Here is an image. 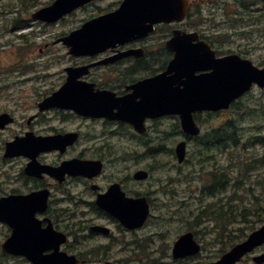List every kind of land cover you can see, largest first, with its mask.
I'll list each match as a JSON object with an SVG mask.
<instances>
[{
    "label": "rangeland",
    "instance_id": "rangeland-1",
    "mask_svg": "<svg viewBox=\"0 0 264 264\" xmlns=\"http://www.w3.org/2000/svg\"><path fill=\"white\" fill-rule=\"evenodd\" d=\"M53 1L0 0V80L3 77L0 81V110L14 113L18 122L21 121L23 125L31 114L38 111L37 102L56 89L62 79H65L67 66L96 60L71 55L69 48L62 42H56L57 39L80 27L86 20L111 9L114 0H97L56 23L47 24L31 18L33 12L50 5ZM10 8L14 11L9 10ZM202 9L203 15L198 16V21L204 24L198 26L205 28L221 50L240 52L251 58L256 65H264V19L256 22L251 19L255 13L234 16L224 9H219V14L211 17L208 14L211 5L206 4ZM20 11L22 12L20 23L26 20L29 24L25 29L13 26L16 13ZM150 42L152 49L162 48V44L157 40ZM155 64L159 65L160 61ZM112 69L95 67L88 79L94 78L101 85L106 83L117 85L118 81H111L108 78L107 72ZM106 73L107 77L104 78ZM59 120L58 117L51 122L59 127ZM229 120H237L238 132H244L246 139L251 135H264V88H253L235 107H231L226 112H205L199 116L197 123L205 133L211 131L212 127L222 125ZM20 128L19 126L17 129H9L5 135H0V171L3 167V171L0 172V194L15 187L10 177L16 176L25 164L21 159L4 161L3 158V141L13 137ZM183 137H186L185 132L181 129L180 119L176 117L156 124L150 131L146 140H153L152 142L158 145L161 143L167 145L166 156L171 162L164 166L160 165V158L148 160L143 155L144 149L137 147L130 129L126 128L122 134L111 136V146H114L115 156L128 155L125 160L119 161L117 167L123 168L122 164L126 162V165L130 164L128 168L131 173L136 169L147 171L149 169L151 179L144 188L153 191L151 216L146 224L134 230H123L124 227L121 225V229H115L116 234L112 241L115 242L113 252L117 257L146 258L143 260L144 264L156 262L157 259V263H161L160 258L163 257L165 264H177L172 260L174 242L180 234L192 230L204 249L190 260L181 259V264H205L220 257L222 243H226L224 248L229 249L231 240L239 241L243 232L249 233L253 228H259L264 224V213L250 215L244 211L249 206L254 208L255 197L264 204V160L251 163L250 166L256 169L250 172H246V166H243L250 156L264 155V148L255 145L243 149L242 145L246 139L241 141L240 147L230 148L235 156L230 171H234L232 173L235 175L237 170L243 167L242 172L246 176H242L243 181L238 183L237 187L229 185L226 192L215 197L210 196L209 193H202L203 188L210 183L208 171L228 168L231 164V161H228L229 154L219 152L211 154V149L201 147L195 138L190 139L187 146V159L179 163L177 158L172 160L171 150ZM141 143L143 146L148 145L144 144V140ZM151 146L153 144L146 148L148 152ZM161 159L166 158L163 156ZM227 172L230 173L228 170ZM159 177L174 179L158 192ZM211 203L224 205V210L233 209L236 218L234 223L227 225L226 231L223 225L226 219L218 220V223L213 222L209 218H204L206 212L199 218L206 208L207 212H211ZM240 212L244 214L240 215ZM10 233V229L0 223V264H30L21 257L2 252L1 245ZM81 240L85 239L81 238ZM261 252H264V245L238 264H255L252 257Z\"/></svg>",
    "mask_w": 264,
    "mask_h": 264
},
{
    "label": "flooded vegetation",
    "instance_id": "flooded-vegetation-1",
    "mask_svg": "<svg viewBox=\"0 0 264 264\" xmlns=\"http://www.w3.org/2000/svg\"><path fill=\"white\" fill-rule=\"evenodd\" d=\"M121 2L122 0L112 1V8L119 7ZM206 4L211 5V10L208 11L211 17L219 14V9H224L228 11V14L234 16L255 13V16L251 19L256 20V22L264 19V0H189V9L184 19L155 24L153 32L143 38L122 45H115L96 56H87L89 59L95 58V64L74 65V67H79L84 72L77 78L78 81L90 84L95 92H100L113 100V107L107 105L106 110L100 109L99 116L80 113L75 108L41 107L42 101L47 96L52 95L67 82L69 73L66 68L65 79H62L56 89H53L37 102L38 111L27 118L25 125L21 121L18 122L14 113L8 110H0V114L8 113L9 118H11V121L0 129V135H5V132L9 129L13 130L19 126L21 127L20 131L16 130L13 137L3 141L4 161L21 159L25 163L16 176L10 177L11 181L15 183V187L2 191L0 198L17 195L27 196L40 191L46 193V209L38 211L36 217L43 221V227L51 223L55 230L67 236V242L61 246V250L69 255H75L82 264H144L143 260L146 259L116 256L113 252L115 242L112 241L114 234H116L115 229L120 228V225L124 227L123 230H129L130 228L117 219L112 210H109L105 205L103 206L102 201L105 197L113 196L118 189L127 198H145L151 216V193L153 191H147L144 188L151 179V171L149 169L148 171L136 169L131 173L128 168L130 164L126 165V162L122 164L123 168L117 167L119 161L125 160L128 155L115 156L114 146H111V136L120 135L122 131L128 128L132 131L135 144L138 148L144 149L142 153L148 160L150 158H160V165L164 166L171 162L170 158L166 156V144L161 143L158 145L155 142L153 143V140H146V138L156 124L173 117H179L178 115L167 114L154 117L146 114L145 111H142L141 106L144 91L138 87L139 83L145 79L152 78L167 70L168 63L174 56V52L167 47V42L173 37L174 32L181 31L182 33L192 34L195 36V41L207 43L219 56L236 53L247 57L237 51L225 52L221 50L216 42L211 39V35L205 31V28L198 26L204 24L198 21V16L203 15L202 7ZM230 10L231 12H229ZM152 40L160 42L162 48L152 49L150 42ZM158 61H160V64L156 65L155 63ZM95 67L113 68L110 72H107L108 78L119 83L117 85L110 83L101 85L94 78L88 79ZM107 73L104 78L107 77ZM136 110L139 114L144 115V130L141 132L136 129L133 123L126 122L123 119V117L135 114ZM205 112L194 113V118L199 120V116ZM58 117L60 118L59 127L51 122ZM66 134L75 135V142L68 146H61L63 148L56 146L55 137ZM30 135L49 138L48 148L41 149L34 155V158L26 154L13 157L6 156L9 142L15 138ZM185 136L178 143L186 141L188 146L190 139L193 138L186 134ZM52 138L53 140H51ZM142 140H144V144L148 145L143 146ZM151 144L153 146L148 152L146 148ZM176 146L171 150L172 160L177 158ZM56 154L59 156H55ZM163 156L166 158L165 160L161 159ZM33 159L37 162L38 166L36 168L38 171H35L33 166H29ZM75 159L86 161L89 169L80 174L69 172L63 174L61 171H57L59 176H63L62 179L57 177L56 168L60 167L65 161ZM1 169L0 172L3 171V167ZM139 172H146L147 176L137 177ZM173 179L171 177H159L158 180L161 186H158L157 191L161 192L165 184L170 183ZM209 194L211 196V190ZM110 205L113 206L112 203ZM2 225L7 226L6 224ZM81 238L85 240H81ZM162 258H160L161 263H157V259L156 262L147 264H165ZM175 259L172 258L177 264H181V259ZM185 259L190 260V258Z\"/></svg>",
    "mask_w": 264,
    "mask_h": 264
},
{
    "label": "water",
    "instance_id": "water-1",
    "mask_svg": "<svg viewBox=\"0 0 264 264\" xmlns=\"http://www.w3.org/2000/svg\"><path fill=\"white\" fill-rule=\"evenodd\" d=\"M91 1L93 0H55L32 16L46 22H56ZM187 10L188 0H124L117 11L85 22L80 28L58 39V42L62 41L67 45L72 55H93L118 43L146 36L153 31L154 23L181 20ZM167 46L175 51V57L169 63L167 72L139 83L138 88L144 91L142 111L154 117L178 114L183 129L188 134L200 133L193 117L194 111L228 109L231 103L249 91L254 83L264 87V68L256 67L250 60L242 59L238 55L217 58L208 46L201 43L191 44V37L181 35L179 31H175ZM66 70L69 73L67 82L42 101V108H75L80 113L99 116L100 109L106 110L107 105L113 107V100L95 92L90 84L78 81L77 78L84 73L81 68L68 67ZM204 70L210 72L197 74L198 71ZM123 119L133 123L140 132L144 130V115L139 114L137 110L135 114ZM9 121L11 118L8 115H0V129ZM74 141L75 135L66 134L56 137V146H66ZM47 143L48 139L32 135L15 138L7 144L6 156L26 154L34 158ZM176 153L179 161L183 162L186 156L185 141L177 145ZM29 166L38 171L35 159ZM87 166L86 161H67L56 168V175L62 179L63 176H59L57 171L63 174L84 173L89 169ZM146 176V172L137 174V177ZM115 192L117 193L113 196L103 199V206L112 210L128 228L141 227L149 216L146 199L124 197L118 189ZM46 199L47 195L42 191L27 196L17 195L0 199V220L12 229L11 236L2 245L3 251L23 255L33 264H82L75 255L60 250L61 244L67 241V236L54 230L51 223L42 227V221L35 216L38 211L46 209ZM263 243L264 225L252 232L245 241L224 253L218 261L208 264H235ZM200 249L201 246L194 239L193 233L187 232L175 242L173 256L181 258L194 255ZM47 251L51 252L46 253ZM254 260L263 263L264 254Z\"/></svg>",
    "mask_w": 264,
    "mask_h": 264
},
{
    "label": "trees",
    "instance_id": "trees-1",
    "mask_svg": "<svg viewBox=\"0 0 264 264\" xmlns=\"http://www.w3.org/2000/svg\"><path fill=\"white\" fill-rule=\"evenodd\" d=\"M13 8H10L9 10L12 11ZM21 16H22L21 11L16 13V18L13 21V26L19 27L20 29H25V27H27L29 24L26 20L25 22L20 23L22 20ZM238 103L239 101L233 103L232 107H235ZM226 111H219L218 113H222ZM236 122L237 120H229L223 123L222 125L212 127L211 132H207L205 133V135L197 138L199 140L201 147L211 149V154H216V152H219L221 154H226V155L229 154L228 161H231L230 166H228V168L226 167L230 173L227 172L226 168L225 170H222L220 168H215L212 171H208L209 179L211 182V186H210L211 196L217 197L218 195L226 192L229 185L231 187H237L238 183L243 181L242 176L245 175V174L243 175V172H242V170L244 169L243 167L240 170H237V173L235 175H233L232 173L234 171H230L231 170L230 168L233 167V162L235 158V156H233L232 151H230V148L240 147L241 141L246 139L245 138L246 134L244 132H241V133L238 132L239 126ZM255 145H260L261 147L264 148V135H253V136L251 135L247 137L242 147L243 149H248L249 147H254ZM247 151H250V150H247ZM213 158L214 157H211V159ZM238 159L236 161H238ZM263 160H264V155L256 154L255 156L254 155L250 156L249 158H247V161L243 165V166H246L245 171L250 172L256 169L253 166H250V164L255 163V162H261ZM236 161H235V164H236ZM255 199H256V204L254 205V208H251L249 206L248 208L244 209V211L249 213L250 215H253V214L261 215V213H264L263 201H260L259 198L257 197H255ZM224 208H225L224 205L220 206V205L211 203V212H207V208H206V210L200 214L199 218L201 217L203 213L206 212V215L204 216V218H209L213 222L215 221L216 223H218V220L226 219V222L223 224L225 226L224 231H226V228L228 227L227 225L231 222L234 223L236 216H234V212L232 208H228L226 210H224ZM242 214H244V212H240V215ZM254 229L255 228H253L252 230ZM242 235L243 236L241 237L239 241L244 239L248 235V233L243 232ZM239 241L233 242L231 240L230 246L232 247L234 244H236ZM222 244H223V249H221V251L225 252L227 250L226 248H224L226 243H222Z\"/></svg>",
    "mask_w": 264,
    "mask_h": 264
}]
</instances>
